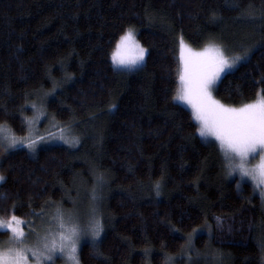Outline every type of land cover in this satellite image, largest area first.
<instances>
[{"label":"trees","instance_id":"1","mask_svg":"<svg viewBox=\"0 0 264 264\" xmlns=\"http://www.w3.org/2000/svg\"><path fill=\"white\" fill-rule=\"evenodd\" d=\"M129 28L146 59L117 70ZM181 38L250 49L221 103L264 90V0H0V218L98 220L80 264H264L261 188L172 99Z\"/></svg>","mask_w":264,"mask_h":264},{"label":"snow or ice","instance_id":"2","mask_svg":"<svg viewBox=\"0 0 264 264\" xmlns=\"http://www.w3.org/2000/svg\"><path fill=\"white\" fill-rule=\"evenodd\" d=\"M145 54L146 49L136 39L134 29L129 28L116 41L110 55L113 65L131 70L143 65ZM249 54L250 49L246 48L242 55L230 57L215 43L194 50L181 38L176 73L178 85L172 99L191 107L192 117L199 124L196 131L200 136H212L219 143L225 153L229 174L239 171L242 176L250 177L261 188L260 195L264 199V90H258L254 99L238 106L221 103L213 95L221 73L233 68ZM7 139L9 147L23 142L15 137ZM26 146L33 150L35 141L29 139ZM257 154L259 163L247 167L248 159ZM3 179L0 176V180ZM54 218L58 231L46 233L31 246L25 243L26 234L22 227L25 221L15 215L6 220L0 218V229L11 234L8 241L0 242V264H28L27 253H31L34 264H52L57 253L70 264H80L78 242L84 233L71 219L65 220L59 209ZM102 230L99 221L93 219L87 230L93 243ZM261 247L264 250V244ZM96 255L103 256V253L97 250Z\"/></svg>","mask_w":264,"mask_h":264},{"label":"rangeland","instance_id":"3","mask_svg":"<svg viewBox=\"0 0 264 264\" xmlns=\"http://www.w3.org/2000/svg\"><path fill=\"white\" fill-rule=\"evenodd\" d=\"M136 35V34H135ZM136 39H137V37H136ZM138 40V39H137ZM185 42V44L186 45H188L189 47H191L192 49H194V50H200V49H196V48H193L191 45H189L186 41H184ZM140 43V42H139ZM141 44V43H140ZM215 44H217V43H215ZM217 45H219V44H217ZM141 46H143L142 44H141ZM202 49V48H201ZM223 49V48H222ZM146 54H147V51H146ZM146 54H145V59H146ZM226 54V53H225ZM227 55V54H226ZM144 62H145V60H144ZM144 62H143V64H144ZM241 61H239V62H237V64L233 67V68H231V69H228V70H226L225 72H223V73H221V76H220V78H219V80L217 81V83H216V85H215V87L217 86V84L219 83V81H220V79L223 77V75L225 74V73H227V72H229V71H231V70H233V69H235L237 66H238V64L240 63ZM113 64V63H112ZM114 66V68L115 69H117V70H126V71H129V69H126V68H123V67H120V66H115V65H113ZM139 67H141V66H137V67H135V68H133V69H131V70H134V69H137V68H139ZM215 87H214V90H215ZM214 90H213V95H214ZM215 96V95H214ZM216 98V97H215ZM217 99V98H216ZM177 102H179L180 104H182L183 106H185L186 108H188L191 112H192V110H191V107L189 106V105H187L186 103H184V102H181V101H177ZM195 120V119H194ZM196 123H197V125H198V127H199V124H198V122L196 121ZM204 138H206V139H209V140H213L214 142H216L217 144H218V146H219V143L215 140V138L214 137H212V136H207V137H204ZM220 147V146H219ZM221 149V148H220ZM222 150V149H221ZM222 152L224 153V151L222 150ZM224 155H225V153H224ZM259 163V155L257 154V155H255V158H249L248 159V162H247V167H251V166H253V165H256V164H258ZM235 172V174L237 175V176H240V177H242V178H245V179H248V180H250L252 183H254L252 180H251V178L250 177H247V176H242L240 173H239V171H233V173ZM0 182H1V180H0ZM256 185V184H255ZM74 216H76V214H74ZM55 215H54V213H52L51 215H49L48 216V218H47V220H46V222H44V220H42V221H37V222H34V224L32 225V224H29V222H27L26 220H24V219H22L23 221H25V224H23L22 225V227H23V229H24V232H25V234H26V241H25V243L27 244V245H29V246H31L32 244H34L37 240H39L41 237H43L46 233H48V232H57L58 231V228L56 227L57 226V221L55 220ZM71 217H73V216H71ZM80 222V221H79ZM90 223L91 222H80V225L81 226H79V228L82 230V232L84 233V234H82L81 235V238H80V240H79V242H78V252H77V256H78V253H79V249H80V246H81V244H82V242L87 238H89V239H92L91 238V235H90V233L87 231L88 230V228H89V225H90ZM48 225L47 227H45V228H48V229H45V228H43V226H45V225ZM45 229L44 231H43V229ZM33 229H34V231H33ZM11 234L6 230V229H0V242H5V241H8V239H9V236H10ZM27 257H28V264H34V260H33V257H32V255H31V253H27ZM79 259V258H78ZM52 264H70V262H67L66 260H65V258H63L62 256H60L58 253H57V255L54 257V259H53V261H52Z\"/></svg>","mask_w":264,"mask_h":264}]
</instances>
